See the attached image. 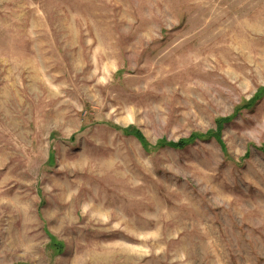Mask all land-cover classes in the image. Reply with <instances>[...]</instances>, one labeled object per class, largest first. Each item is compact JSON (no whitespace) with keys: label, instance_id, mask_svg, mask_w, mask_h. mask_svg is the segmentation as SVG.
<instances>
[{"label":"rangeland","instance_id":"374dc122","mask_svg":"<svg viewBox=\"0 0 264 264\" xmlns=\"http://www.w3.org/2000/svg\"><path fill=\"white\" fill-rule=\"evenodd\" d=\"M0 264H264V0H0Z\"/></svg>","mask_w":264,"mask_h":264},{"label":"trees","instance_id":"16d2710c","mask_svg":"<svg viewBox=\"0 0 264 264\" xmlns=\"http://www.w3.org/2000/svg\"><path fill=\"white\" fill-rule=\"evenodd\" d=\"M123 131H124V133L131 135V133H129L128 128H124ZM133 133H135V135L138 136V137H142V135L140 134V132L137 131V130H136L135 132H133ZM204 136H205V135H203V137H204ZM195 137H196V135H192V136L189 137V138H186V139H180V140H178V141L165 142V144L168 145V146H170V147H172V148H174V149H182V148H184L185 146H187L188 144L192 143V142L194 141L193 139H194ZM142 143L146 145V142H145V140L143 139V137H142Z\"/></svg>","mask_w":264,"mask_h":264}]
</instances>
